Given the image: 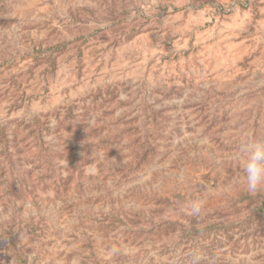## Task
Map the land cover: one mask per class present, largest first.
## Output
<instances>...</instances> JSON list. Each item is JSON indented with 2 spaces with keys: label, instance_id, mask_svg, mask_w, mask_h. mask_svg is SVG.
<instances>
[{
  "label": "rangeland",
  "instance_id": "1",
  "mask_svg": "<svg viewBox=\"0 0 264 264\" xmlns=\"http://www.w3.org/2000/svg\"><path fill=\"white\" fill-rule=\"evenodd\" d=\"M249 138L264 0H0V264H264Z\"/></svg>",
  "mask_w": 264,
  "mask_h": 264
},
{
  "label": "clouds",
  "instance_id": "2",
  "mask_svg": "<svg viewBox=\"0 0 264 264\" xmlns=\"http://www.w3.org/2000/svg\"><path fill=\"white\" fill-rule=\"evenodd\" d=\"M235 159L243 172V182L246 190L255 194L264 189V139L249 138L241 143L235 154ZM202 199H195L189 203L190 213L195 215L203 207ZM246 264H254L252 255L240 257Z\"/></svg>",
  "mask_w": 264,
  "mask_h": 264
},
{
  "label": "trees",
  "instance_id": "3",
  "mask_svg": "<svg viewBox=\"0 0 264 264\" xmlns=\"http://www.w3.org/2000/svg\"><path fill=\"white\" fill-rule=\"evenodd\" d=\"M68 181V180H67ZM64 185V184H63ZM65 188L63 187L62 190ZM10 250L13 254V262L14 263H20V264H27V258L26 256H22V251L19 250L17 247L16 239L14 238L11 240V243H9Z\"/></svg>",
  "mask_w": 264,
  "mask_h": 264
}]
</instances>
